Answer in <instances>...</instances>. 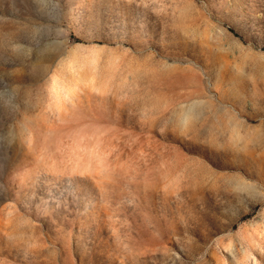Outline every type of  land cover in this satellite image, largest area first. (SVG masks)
<instances>
[{"label": "rangeland", "instance_id": "obj_1", "mask_svg": "<svg viewBox=\"0 0 264 264\" xmlns=\"http://www.w3.org/2000/svg\"><path fill=\"white\" fill-rule=\"evenodd\" d=\"M0 264H264V0H0Z\"/></svg>", "mask_w": 264, "mask_h": 264}]
</instances>
